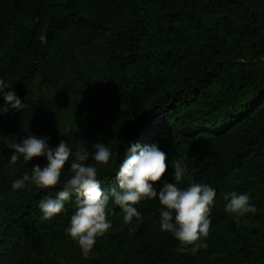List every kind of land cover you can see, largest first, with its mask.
Wrapping results in <instances>:
<instances>
[{
  "label": "trees",
  "instance_id": "16d2710c",
  "mask_svg": "<svg viewBox=\"0 0 264 264\" xmlns=\"http://www.w3.org/2000/svg\"><path fill=\"white\" fill-rule=\"evenodd\" d=\"M0 79L24 104L13 109L0 93V264H264V0H0ZM28 134L68 144L56 188L12 190L47 166L46 157L9 165L7 145ZM98 143L112 153L97 165L106 192L134 144L166 154L163 182L180 161L178 187L211 186L207 247L178 252L158 198L135 205L142 218L130 224L110 200L112 227L85 253L66 235L74 195L43 220L39 203L70 178L76 145L92 165ZM232 192L257 211L226 213Z\"/></svg>",
  "mask_w": 264,
  "mask_h": 264
},
{
  "label": "clouds",
  "instance_id": "9594fccd",
  "mask_svg": "<svg viewBox=\"0 0 264 264\" xmlns=\"http://www.w3.org/2000/svg\"><path fill=\"white\" fill-rule=\"evenodd\" d=\"M42 41L46 37H41ZM0 79V93L13 109L20 110L24 104L14 91ZM7 107L0 108L6 113ZM8 149L13 150L9 165H15L20 157L26 162L34 158L46 157L47 166L36 165L30 174L12 182V190H20L28 186L38 189H53L61 182L62 170L72 155L67 143L61 141L56 148H50L46 138H38L28 134L19 143H9ZM75 159L71 162V176L67 179L55 198L40 201L39 208L43 220H50L59 215L65 203L74 195L76 210L70 219L66 235L76 241L83 250H90L97 237H102L112 225L107 219L106 209L112 200L121 209L123 222L139 221L142 216L135 205L142 200L158 198L160 209L161 231L171 233L179 242L177 251L186 252L189 248L195 255L200 249L206 248L204 242L209 235L211 208L214 204L216 191L204 183L193 182L189 178L188 187L182 189L178 184L184 182L187 168L180 161H173V183L163 182L167 172V156L156 145L134 144L128 148L125 158L116 172L118 187L107 192L101 187L97 178V165H108L112 153L104 144L95 145V153L91 157L94 163L86 165L89 154L81 145H76ZM162 183L159 191L154 185ZM227 201L225 212L236 217L237 221L248 213H255L256 207L250 203L248 194L236 192L225 195Z\"/></svg>",
  "mask_w": 264,
  "mask_h": 264
},
{
  "label": "rangeland",
  "instance_id": "374dc122",
  "mask_svg": "<svg viewBox=\"0 0 264 264\" xmlns=\"http://www.w3.org/2000/svg\"><path fill=\"white\" fill-rule=\"evenodd\" d=\"M84 251V253L86 252V250H83Z\"/></svg>",
  "mask_w": 264,
  "mask_h": 264
}]
</instances>
